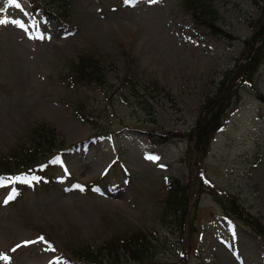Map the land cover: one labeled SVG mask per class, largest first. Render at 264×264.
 Instances as JSON below:
<instances>
[{
    "label": "rangeland",
    "instance_id": "374dc122",
    "mask_svg": "<svg viewBox=\"0 0 264 264\" xmlns=\"http://www.w3.org/2000/svg\"><path fill=\"white\" fill-rule=\"evenodd\" d=\"M204 1L195 10L183 0H71L76 27L57 24L37 38L42 23L29 9L0 0V19L7 21L0 23V160L20 152L32 128L46 122L57 131L55 144L68 149L71 172L47 173L54 176L53 187H29L14 209L10 184L0 185L7 251L0 264H32L47 256L57 259L53 264H89L72 259L67 245L88 244L96 254L114 230L132 227L156 245V263L181 264L178 251L185 243L161 218L164 180L187 185L194 176L198 156L188 152L182 134L193 129L206 102L230 85L228 79L222 86L225 72L235 69L264 13V0ZM85 53L100 61L110 94H120L94 119L101 92L91 84L69 88L60 77ZM125 78L136 81L141 104L121 100L131 98L128 87L120 88ZM255 86L264 94V64ZM239 98L200 165L217 189L236 196L264 224V103L250 86L240 88ZM70 101H89L84 111L92 123L78 120ZM152 125L180 135L154 146L143 132ZM99 131L111 133L100 137ZM46 154L40 150L34 157L41 162ZM212 192L202 191L191 210L197 231L189 237L188 264H264V237L229 218ZM221 202L228 205L225 197ZM102 252L97 255L104 264L134 263L125 248Z\"/></svg>",
    "mask_w": 264,
    "mask_h": 264
},
{
    "label": "trees",
    "instance_id": "16d2710c",
    "mask_svg": "<svg viewBox=\"0 0 264 264\" xmlns=\"http://www.w3.org/2000/svg\"><path fill=\"white\" fill-rule=\"evenodd\" d=\"M62 6L65 5L62 4ZM254 28L255 32L252 38L246 40L245 42L246 49L241 56V62L238 64L237 68V73L239 76L243 74L244 78H252L264 60V48L261 47L264 43L257 47L259 43L264 42L263 18L255 23ZM74 66L75 67L71 74L72 77L79 78L84 82H95V84L99 85H102L103 83L105 84L107 82L105 75L100 74L102 69L98 66V62L95 61L92 56H82L78 65L75 64ZM229 90L230 91L228 93L226 92L224 95L220 96L218 101L210 100L207 103L206 114L200 119L196 130L193 132L192 139H194V149L199 156L198 161L196 162L197 173L199 174L197 178L202 184L203 188H206V186L200 174V158H202V156L207 153L211 136L222 123V114L231 106L234 90L233 88H230ZM33 132L36 133L37 129L33 128ZM32 164L35 163H27L26 166L31 168ZM189 187L191 188V186ZM196 191L197 190L194 189L187 195L185 194V188L181 187L179 183H177L175 186H172L168 191L169 195L165 199L163 219L167 220V224H169L172 230L179 229L181 232L183 231V225L185 224L186 220H189L188 207L190 205L191 199L195 200ZM228 199L229 203L232 205V210H236L238 207L237 200L231 196H228ZM197 201L198 200H195L196 203ZM178 210L182 211L180 217L176 213ZM236 211L241 216L247 218L249 223L255 228L257 232L264 234V227H261V225L254 218L250 217L245 211V214L240 212L239 209ZM171 216L172 218L168 220V218ZM119 235L122 236L120 237L121 241H123L122 243H124L126 246H129L130 249L134 251V257L139 264H149L151 262V255L149 254L151 244L149 241H147V237L143 232L137 229H132L130 233L126 232Z\"/></svg>",
    "mask_w": 264,
    "mask_h": 264
},
{
    "label": "bare ground",
    "instance_id": "6f19581e",
    "mask_svg": "<svg viewBox=\"0 0 264 264\" xmlns=\"http://www.w3.org/2000/svg\"><path fill=\"white\" fill-rule=\"evenodd\" d=\"M71 128V127H70ZM78 135H81L79 133H75L74 136H78ZM81 165H84V164H81ZM5 244H6V241H5V236L3 235V233L1 232L0 230V252L1 254L5 253L6 252V249H5ZM41 261L39 262H35V263H32V264H51V259H50V256H47V257H44L43 259H40Z\"/></svg>",
    "mask_w": 264,
    "mask_h": 264
},
{
    "label": "snow or ice",
    "instance_id": "6c2138e0",
    "mask_svg": "<svg viewBox=\"0 0 264 264\" xmlns=\"http://www.w3.org/2000/svg\"><path fill=\"white\" fill-rule=\"evenodd\" d=\"M8 3L10 4H13L15 5L16 7H20V4L18 3V0H8ZM0 11H3V9H0ZM7 21L3 20V19H0V23H6ZM152 158V157H150ZM14 179H19L18 177L17 178H14ZM13 182V178H10L9 180L7 181H3V180H0V183H12ZM11 198V197H10ZM26 243H32L31 241H26ZM17 247H19V245H17ZM13 251H15V249H12Z\"/></svg>",
    "mask_w": 264,
    "mask_h": 264
}]
</instances>
